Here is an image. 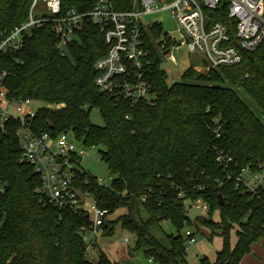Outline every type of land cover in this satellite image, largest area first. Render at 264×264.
Returning <instances> with one entry per match:
<instances>
[{"label": "trees", "instance_id": "trees-1", "mask_svg": "<svg viewBox=\"0 0 264 264\" xmlns=\"http://www.w3.org/2000/svg\"><path fill=\"white\" fill-rule=\"evenodd\" d=\"M94 1L61 0L62 12L89 11ZM31 3L0 0V30L26 21ZM131 5L132 0H114L117 10ZM162 29L156 23L149 41L153 105L131 106L97 87L94 63L110 46L104 32L90 22L66 52L57 49L51 24L32 28L19 52L1 56L8 94L41 103L32 122L35 133L57 137L72 131L85 146L100 147L110 184H100L88 171L80 172L79 179L88 181L85 187L109 214L126 210L115 219L105 217L102 234L113 235L120 222L136 235L135 249H142L155 264L186 263L181 231L192 224L186 201L201 198L209 203V211L197 216L196 224L201 222L213 235L221 230L223 238L215 262L205 256L201 264H241L251 245L264 240V198L236 189L215 157L223 150L238 167L264 163V122L241 97L245 93L264 114V40L255 51L243 52L239 64L206 73L189 68L180 81L169 84L158 51ZM94 108L103 125L91 121ZM18 128L10 124L6 133L0 132V180L6 188L0 197V264H118L104 251L95 263L87 258L79 229L91 226L90 213L59 211L35 191L40 178L32 165L19 161ZM216 212L219 221L213 219ZM163 221H170L178 233L167 235L168 247L148 232ZM234 227L237 242L232 246Z\"/></svg>", "mask_w": 264, "mask_h": 264}, {"label": "built area", "instance_id": "built-area-1", "mask_svg": "<svg viewBox=\"0 0 264 264\" xmlns=\"http://www.w3.org/2000/svg\"><path fill=\"white\" fill-rule=\"evenodd\" d=\"M157 12H168L178 33L173 37L171 32L164 34L162 29L158 37L162 61L177 63L174 51L184 46L190 54L198 53L196 67L202 73L239 64L243 52L255 51L264 40V0H132L127 10L115 9L114 0H95L89 11L71 8L65 13L61 0H32L26 21L0 30V59L7 53L19 52L24 36L32 28L47 23L58 38L57 49L66 52L68 43L83 29L85 22H90L104 32L110 46L94 63L97 87L116 100H127L131 106L141 102L153 105L156 93L151 82L154 61L149 41L151 28L160 22H147L145 17ZM7 77V69L0 65V132L6 133L10 124L19 125L16 130L22 151L19 161L34 167L40 178L35 191L46 204L59 211L70 209L74 213L91 214V226L79 229L89 254L96 248L97 236L110 214L108 209L98 206L92 192L85 187L88 181L79 179L80 172L88 171L81 162L87 146L79 143L72 131L57 137L48 132L35 133L32 122L38 102L30 97H10ZM215 160L227 171L226 177L233 179L236 189L264 198V163L255 168L238 167L233 157L223 150L216 152ZM5 191L0 180V197ZM186 209L192 224L185 225L183 237L184 244L191 245L195 242L196 218L208 214L209 203L201 198L188 199ZM213 219L219 221V214L218 219L214 215Z\"/></svg>", "mask_w": 264, "mask_h": 264}, {"label": "rangeland", "instance_id": "rangeland-1", "mask_svg": "<svg viewBox=\"0 0 264 264\" xmlns=\"http://www.w3.org/2000/svg\"><path fill=\"white\" fill-rule=\"evenodd\" d=\"M37 8L39 9V5ZM145 18L147 22H160L161 25H163L164 31H162L164 34L166 31H168L172 33L173 37L178 36V33L176 31V25L168 12H157L149 14ZM162 39L163 37L161 38V40ZM158 51L160 54V50ZM174 56L177 60V63H174L173 61H166L164 59L162 61L161 59V66L162 69H164L167 73V82L169 84L180 81L182 79L183 73L189 68H193L195 71L200 72L196 67L199 65V61L197 60L198 53L190 54L187 48L182 46L178 50L174 51ZM241 97L249 104L252 110L264 122V114L259 110V108L254 104V102L249 98V96H247L245 93H241ZM39 104L41 105V103H38V105ZM90 119L96 125L104 124L98 109H92L90 113ZM99 149L100 147H86V153L82 157L81 162L82 165L89 171L91 175L98 178V180L102 182V184L109 185L112 180V176L110 175L107 164L100 157V153L98 151ZM141 211L143 217L146 219L147 214L144 212L143 209H141ZM125 212L126 210L124 208H120L114 213L110 214L108 219H115ZM218 214L219 213L214 214L215 219H218ZM196 216L197 215H195V217ZM195 217L193 216V219H195ZM200 223L197 222V227L193 228L195 232V242L191 245H185L186 263L182 264H201V258L205 256L213 260L216 258L217 252L222 247L223 238L220 236L221 230H216L215 235H213L210 229ZM185 230L181 231V234L184 237ZM148 232H151L153 235H155L160 240V242L167 247L169 246L167 235L178 234L177 229L170 221H163L160 225L151 226L148 228ZM236 232L237 228L234 227L231 230L230 234L231 243L235 242L237 238ZM97 237L98 242L96 248L92 252L87 254V258L92 262H96L97 256L100 252L106 251L110 255L109 257L112 259V261L117 262L118 264H155L153 260L150 261V259L145 255L142 249H135V244L137 240L136 235L125 229L120 222L115 224L113 235H106L100 233Z\"/></svg>", "mask_w": 264, "mask_h": 264}, {"label": "crops", "instance_id": "crops-1", "mask_svg": "<svg viewBox=\"0 0 264 264\" xmlns=\"http://www.w3.org/2000/svg\"><path fill=\"white\" fill-rule=\"evenodd\" d=\"M96 242H98V237H97ZM236 242H237V238H236L235 242L231 243V245L234 246L236 244ZM104 252H106V251H104ZM99 254H98V256H99ZM98 256H97V259H98ZM210 260L212 262H214L216 260V258L213 260L212 259H210ZM96 262H97V260H96ZM241 264H264V240L257 241L251 245V252L247 253L243 256V258L241 260Z\"/></svg>", "mask_w": 264, "mask_h": 264}, {"label": "water", "instance_id": "water-1", "mask_svg": "<svg viewBox=\"0 0 264 264\" xmlns=\"http://www.w3.org/2000/svg\"><path fill=\"white\" fill-rule=\"evenodd\" d=\"M209 21V19H207V22ZM167 51H165V53H166ZM219 200H220V205H223L224 204V200H223V198H222V196L221 195H219Z\"/></svg>", "mask_w": 264, "mask_h": 264}]
</instances>
